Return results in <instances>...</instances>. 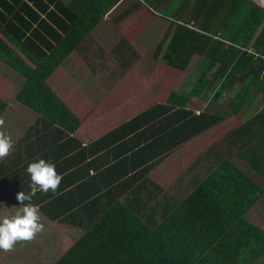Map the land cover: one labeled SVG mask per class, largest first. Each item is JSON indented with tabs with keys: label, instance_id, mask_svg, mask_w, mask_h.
<instances>
[{
	"label": "trees",
	"instance_id": "obj_1",
	"mask_svg": "<svg viewBox=\"0 0 264 264\" xmlns=\"http://www.w3.org/2000/svg\"><path fill=\"white\" fill-rule=\"evenodd\" d=\"M117 1L0 0V61L22 77L15 101L38 115L3 159L12 170L0 162V199L20 207L17 193L31 191L28 164L55 165L57 191H38L31 201L41 223L61 225L46 240L54 255L61 252L52 264L253 263L264 255V232L246 213L263 189L231 158L264 177V105L214 145L213 167L183 197L164 195L148 174L179 145L241 116L260 92L264 104L263 9L250 0H175L179 18L167 16L174 21L160 61L183 71L192 54L201 55L185 87L85 142L74 136L78 116L48 78L97 25L86 8L104 13ZM214 83L210 102L226 98L225 110L188 108ZM6 108L0 99V117ZM63 235L71 236L65 249Z\"/></svg>",
	"mask_w": 264,
	"mask_h": 264
},
{
	"label": "rangeland",
	"instance_id": "obj_2",
	"mask_svg": "<svg viewBox=\"0 0 264 264\" xmlns=\"http://www.w3.org/2000/svg\"><path fill=\"white\" fill-rule=\"evenodd\" d=\"M144 1L151 2V0ZM171 1L172 4L164 12L161 9L165 7L166 0H161L156 6L159 18L165 20L164 17L168 15L179 18L175 13L179 7L177 3L179 0ZM146 3L147 7L155 6L153 2L151 5ZM168 23L169 21L145 26L151 31L150 34L140 38L142 46L139 47L140 50L137 49L138 51L135 43L138 36L132 33L139 30L138 24L145 25L147 22L133 20L124 23L119 30H113V35L107 37L104 43H98L97 38L95 43H91L93 39L84 41L72 59L66 65L67 61L63 63L64 67L61 71L52 74L49 84L61 97L68 99V104L80 120V127L74 133L76 138L85 142L95 139L154 104L163 103L168 93L183 90L187 77L193 72V68H190L196 62L198 55L191 56L189 67L183 71L171 69L161 63L160 59L167 41L165 33ZM121 40L126 42V47L117 49ZM19 77L22 78L0 61V98L9 106L0 117L4 120V126L0 131L10 136L13 142L32 120L29 114L18 115L16 124L13 120ZM216 86V83L210 85L201 98L190 99L188 108L199 110L205 106L225 110L226 98H222L219 102H210ZM233 87L237 89V86ZM262 106V100L255 98L249 107H244L241 116L231 115L179 145L160 162L158 161L148 174L150 179L164 195L183 197L181 193H188L192 187L189 183L191 181L197 183V180L213 167L208 156L210 150L215 151L214 145H217L228 131L254 115L256 110H261ZM21 113L25 114L23 111ZM233 160L241 168L246 169L242 161L236 157ZM4 163L11 169L8 161ZM17 208L19 207L0 199V217L14 215ZM40 217L41 220L44 218L41 214ZM55 223L44 220L43 231L37 233L31 241L17 242L19 246L29 247L31 250L15 247L9 252L0 250V264H52L61 253L54 255L55 249L46 243V240L52 241L51 238L48 239L50 234L53 232L57 234V230H62L61 225ZM71 232L72 234L75 232L73 228ZM61 239L64 242L63 249L67 248L71 243V236L63 235Z\"/></svg>",
	"mask_w": 264,
	"mask_h": 264
},
{
	"label": "crops",
	"instance_id": "obj_3",
	"mask_svg": "<svg viewBox=\"0 0 264 264\" xmlns=\"http://www.w3.org/2000/svg\"><path fill=\"white\" fill-rule=\"evenodd\" d=\"M64 3L68 4L73 0H62ZM106 1L109 0H99L100 4H105ZM155 1V2H154ZM153 2L155 3V6L152 7H147L145 5V1L144 0H118L115 4H113L107 12H99L97 8L95 7H87L86 9H91L92 14L97 16L99 21L97 23V25L95 27H93V29L87 34V36L81 41L80 46L73 51V53L65 60L67 61L65 63V65L68 63V61H70L72 59V57L80 50L81 48V44L84 41H87L88 39H93L91 41V43H95L94 41L98 43L100 42H105L107 37H111L113 35V30H119L120 26H122L124 23H127L129 21H133V20H140V21H145L147 22V24H138V28L139 30L137 32L132 33V35H136L138 36L135 39V43H137V47L136 51L140 50L139 47L142 46V40H140L141 37H143V35L145 34H150L151 29L150 28H146L145 26H149V25H156L160 22H167L168 26L170 24V21H174V19L170 18V17H166V19H162L159 18L157 15H159L156 6H158L161 2V0H153ZM169 2V0H166L165 4H167ZM163 9V8H162ZM89 12V11H88ZM161 12V11H159ZM186 19H188V16L186 14ZM165 18V17H164ZM192 23H190V25L188 26V28L190 30H196L195 28H192ZM145 27V28H144ZM217 27V22L215 20V23L212 24V28L216 29ZM168 28V27H167ZM166 28V29H167ZM197 31V30H196ZM97 38V40H96ZM213 39H216V37H213ZM101 44V43H100ZM106 44V43H105ZM103 46V44H102ZM126 47V45L122 44L121 41L119 42V47L117 49L120 48H124ZM138 49V50H137ZM194 55H198V54H193ZM201 55H198L196 62H194L193 66H191L190 69L194 68L197 64V62L201 59L200 58ZM192 58V57H191ZM191 58L188 62V64L186 65L185 69L186 70L189 67V64L191 63ZM64 61V62H65ZM218 64V63H217ZM64 67V64H62L56 71H54L53 73H57L60 72L61 69ZM171 69H174L172 67H169ZM176 70V69H174ZM52 73V74H53ZM51 74V76H52ZM50 76V77H51ZM50 77L48 79H50ZM187 77V76H186ZM20 79V78H19ZM22 79H20L21 82ZM235 87L237 86V84L234 85ZM234 88V87H233ZM61 97V95H60ZM65 103L73 110V108L68 104V99L61 97ZM261 99L262 100V93H258L256 95V99ZM1 99V98H0ZM3 100V99H2ZM4 101V100H3ZM6 102V101H5ZM264 105V104H263ZM8 104H7V108H8ZM263 107V106H262ZM6 108V110H7ZM262 109V108H261ZM21 111L25 112V114L21 113ZM74 111V110H73ZM260 111V110H259ZM258 110H256L255 114H257L259 112ZM75 112V111H74ZM31 115L32 116V120L29 121V124L26 126L25 129H23L20 133V136L24 134V132L26 131V129L31 126L35 119L38 117V115L36 113H34L33 111H31L30 109H27L26 107H23L22 105H20L19 103L16 102L15 106H14V113H13V120L14 123L16 124V117L18 115ZM254 114V115H255ZM253 116V115H252ZM251 116V117H252ZM249 117V118H251ZM247 118V119H249ZM246 119V120H247ZM245 120V121H246ZM27 122V121H25ZM24 122V123H25ZM23 123V124H24ZM212 128V127H210ZM19 136V137H20ZM17 137V138H19ZM16 140V139H15ZM221 141V139H220ZM219 141V142H220ZM219 144V143H218ZM217 144V145H218ZM235 148H233L234 150ZM236 157L238 160L242 161L243 164L245 165L246 169L244 170L243 168H241L234 160L233 158ZM232 161L241 169L243 170L246 174H248L254 181L255 183L263 189V194L262 196L259 198V200L254 203V205L251 207V209L246 213V218L250 221V223L256 227L259 228L261 231L264 232V177H261L259 174L255 173L254 170L250 169L249 166L239 157L237 156H233ZM200 180V179H199ZM197 180V183L198 181ZM259 181V183H258ZM192 188V187H191ZM190 188V190H191ZM190 192V191H189ZM188 192V193H189ZM251 264H264V255L260 256L257 260H255L253 263Z\"/></svg>",
	"mask_w": 264,
	"mask_h": 264
},
{
	"label": "clouds",
	"instance_id": "obj_4",
	"mask_svg": "<svg viewBox=\"0 0 264 264\" xmlns=\"http://www.w3.org/2000/svg\"><path fill=\"white\" fill-rule=\"evenodd\" d=\"M4 120L0 119V128ZM13 148V141L5 132L0 131V160L7 157ZM27 172L30 174V193H17L16 199L20 207L12 216L0 217V250L9 252L17 242L31 241L35 235L43 231V224L38 208L31 203L32 197L38 191L48 193L56 192L62 176L57 174L55 165L39 159L28 164ZM27 202V203H26Z\"/></svg>",
	"mask_w": 264,
	"mask_h": 264
},
{
	"label": "water",
	"instance_id": "obj_5",
	"mask_svg": "<svg viewBox=\"0 0 264 264\" xmlns=\"http://www.w3.org/2000/svg\"><path fill=\"white\" fill-rule=\"evenodd\" d=\"M252 3L262 8L264 11V0H250Z\"/></svg>",
	"mask_w": 264,
	"mask_h": 264
}]
</instances>
